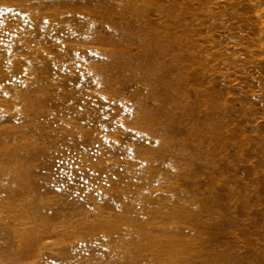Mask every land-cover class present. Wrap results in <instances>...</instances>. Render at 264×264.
Wrapping results in <instances>:
<instances>
[{
    "label": "rangeland",
    "instance_id": "374dc122",
    "mask_svg": "<svg viewBox=\"0 0 264 264\" xmlns=\"http://www.w3.org/2000/svg\"><path fill=\"white\" fill-rule=\"evenodd\" d=\"M0 264H264V0H0Z\"/></svg>",
    "mask_w": 264,
    "mask_h": 264
}]
</instances>
